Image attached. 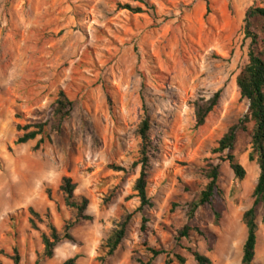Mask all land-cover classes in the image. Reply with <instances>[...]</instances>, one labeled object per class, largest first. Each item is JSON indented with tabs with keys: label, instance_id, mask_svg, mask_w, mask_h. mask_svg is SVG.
Segmentation results:
<instances>
[{
	"label": "rangeland",
	"instance_id": "374dc122",
	"mask_svg": "<svg viewBox=\"0 0 264 264\" xmlns=\"http://www.w3.org/2000/svg\"><path fill=\"white\" fill-rule=\"evenodd\" d=\"M254 6L263 7L264 0H0L1 264H15V250L20 264H37L43 243L30 225L31 208L50 212L59 230L73 219L59 192L64 177L77 184V197L89 200L94 221L77 226L76 243L60 244L53 259L39 264L76 256L77 264H102L99 248L141 205L134 188L144 107L152 122L153 207L133 218L121 248L104 264H148L147 248L181 255L186 264H196L187 248L211 264H241L243 215L253 206L260 176L257 161H250L253 125L235 151L245 179L237 180L228 163L221 165L220 221L211 207H201L191 222L198 231L180 243L176 238L188 223L189 205L208 184L202 168L210 159L218 164L212 150L248 113L237 78L249 64L245 20ZM61 90L74 104L62 133L40 150L38 140L18 145L17 126L50 122ZM220 91L219 106L196 127L194 102ZM257 223L255 264H264L263 206ZM39 227L46 231L45 224ZM165 260L162 255L152 264Z\"/></svg>",
	"mask_w": 264,
	"mask_h": 264
},
{
	"label": "trees",
	"instance_id": "16d2710c",
	"mask_svg": "<svg viewBox=\"0 0 264 264\" xmlns=\"http://www.w3.org/2000/svg\"><path fill=\"white\" fill-rule=\"evenodd\" d=\"M143 3V0H137ZM124 9L132 13L140 14V8H132L125 6ZM246 38L251 41L249 52V64L241 71L237 78V85L243 99L249 103L248 113L244 119L238 124L232 126L226 134L218 141L216 147L212 150V155L218 161L214 163V159L207 160V165L202 168L201 175L208 180L205 189L197 196V198L189 205L187 212L188 223L177 232V242L180 243L184 239L190 238L192 231H198L191 225L196 218V213L201 207L209 206L215 214V222L218 223L222 217L221 207L217 206L218 200L222 198L223 191L220 186L221 165L228 163L237 180L243 181L246 177V170L238 161L235 151L242 134L249 132L250 125H253L251 134L252 154L250 161H257L260 168V176L254 191L253 206L243 215V223L247 228V239L243 247V257L241 264H255L259 225L257 223L258 210L260 206L264 208V6L251 7L246 13ZM222 92L216 93L209 100H198L194 102L196 127H203L208 117L219 106ZM74 111V104L65 91L58 93L54 103L53 117L50 122L27 124L25 126L18 125L17 131L22 133L18 139V145H26L32 141L38 140L36 150H40L41 146L46 142L52 141L53 135H60L63 131L64 124L70 119ZM152 122L149 117L147 108L144 107V118L139 126L138 135L140 137L139 161L136 166H141L140 176L135 184V192L140 199V207L134 213L127 214L118 228L99 248L98 261L102 264L109 259L121 248L123 242L127 238V234L133 218L145 210L153 207V203L148 196V185L150 176V160L153 152V140L151 137ZM119 173H125V168H112ZM77 184L70 177H64L59 187V192L63 195L65 206L74 213L73 219L67 221L63 229L59 230L53 220L50 212L44 215L39 214L34 209H30V225L33 230L41 232L43 243V252L40 254L37 264L42 261L53 259L56 248L64 243H76L72 234L77 226L84 223H92L94 218L88 214L89 200L84 197H77ZM49 198L52 197V190H47ZM109 196L103 203L107 206L112 201ZM57 204V209L60 211ZM174 207H177L176 205ZM148 220L142 218L141 232H147ZM39 224H45L46 231L42 232ZM215 237L213 234H211ZM192 255L196 264H211V259L192 248L186 249ZM147 252L152 256L148 264H152L157 258L166 255L165 264H186L187 259L181 255H172L165 251H159L154 248H147ZM80 256L66 261L63 264H77ZM15 264H20V256L15 250L13 256ZM143 264V262H139ZM1 264V263H0Z\"/></svg>",
	"mask_w": 264,
	"mask_h": 264
}]
</instances>
